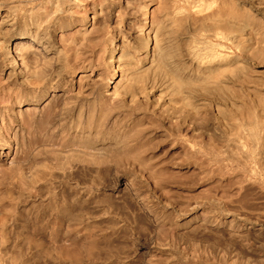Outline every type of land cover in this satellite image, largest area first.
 <instances>
[{
  "label": "rangeland",
  "instance_id": "obj_1",
  "mask_svg": "<svg viewBox=\"0 0 264 264\" xmlns=\"http://www.w3.org/2000/svg\"><path fill=\"white\" fill-rule=\"evenodd\" d=\"M217 8L237 42L208 38L224 61L199 70ZM145 15L168 69L132 63ZM1 20L0 264H264V0H0ZM122 64L138 82L112 99Z\"/></svg>",
  "mask_w": 264,
  "mask_h": 264
},
{
  "label": "bare ground",
  "instance_id": "obj_2",
  "mask_svg": "<svg viewBox=\"0 0 264 264\" xmlns=\"http://www.w3.org/2000/svg\"><path fill=\"white\" fill-rule=\"evenodd\" d=\"M186 6V5H185ZM190 6V5H189ZM171 7V6H170ZM187 7V6H186ZM172 8V7H171ZM176 8V7H175ZM197 8V7H196ZM166 9V8H165ZM176 9H178V8H176ZM187 9H190V8H187ZM194 8H192V10H193ZM198 9V8H197ZM200 9V8H199ZM198 9V10H199ZM218 9V8H217ZM167 10V9H166ZM168 10L169 11H171L170 10V8L168 7ZM180 10V9H179ZM191 10V9H190ZM191 10V14L193 13V12H195L196 13V11L197 10H193L192 11ZM214 9H212L211 11H213ZM168 11V12H169ZM201 10H199V12H200ZM210 11V12H211ZM215 11H216V9H215ZM224 12L223 10H219L218 9V11H217V13L218 12H220V14L222 13V12ZM174 13H173V16L175 17V19H176V17L178 18V16H179V14H181L180 13V11L178 12L177 10L176 11H173ZM182 12H184V10H182ZM199 12H197V13H199ZM205 13L207 12V11H204ZM166 13H167V11H166ZM165 13V14H166ZM171 13V12H170ZM197 13H196V15H197ZM200 13H203L202 11L200 12ZM199 13V14H200ZM204 13V14H205ZM208 13V12H207ZM214 13V16H216V12H213ZM213 13H212V15H211V18H213ZM226 13V15H227V12H225ZM230 12H228V14H229ZM198 14V16H200ZM211 14V13H210ZM220 14L218 13L217 14V16H216V18L217 17H219V20H220ZM231 14V13H230ZM167 15H169L168 13H167ZM167 15L165 16L164 15V17H167ZM202 15V14H201ZM206 15V17H207V14H205ZM205 15H203V16H200V18H202V17H204V18H206L205 17ZM222 15H224V14H222ZM231 15H234L233 17L232 16H230V15H227V16H230V18L231 19H228V20H233V18L235 19L236 17V15L232 12V14ZM144 16V15H143ZM171 16H172V14H171ZM170 16V17H171ZM182 15H180V17H181ZM184 16V15H183ZM191 16V15H190ZM193 16V15H192ZM191 16V17H192ZM209 16V15H208ZM179 17V18H180ZM187 16H185V18H186ZM196 17L197 16H195L194 18L196 19ZM210 17V16H209ZM222 17H224V19L222 18ZM221 17V19H223V21L222 20H220V23H215L214 22V19L212 20V22L214 23L213 24V26H212V24L210 25L209 24V22H211V20H209V22L207 23V24H209L211 27H209V25L206 27V25L205 26H202L204 29H201V30H199L200 32L197 34V36H199L200 37V39H198V40H193L192 42H190L189 41V43H192V44H190V46H189V48H188V56H189V60L193 63V65H195L196 66V68H197V66H198V69L200 70V68L199 67H205L206 65H213V63L214 62H216V63H219V65H220V63H222L223 61H222V59L221 60H217V61H214L213 62V59H211L210 58V53H211V51L213 50V47H215L213 44H211L209 41H208V38H213V39H215V40H221V39H227L228 41H230V42H235V40H237V38L235 37V36H233V35H231V33L230 32H232V27H234L233 25H235V23H233V25H232V23H229L230 21H227V20H225V18H226V16H222ZM173 18V17H172ZM178 18V19H179ZM183 19H184V17H182ZM181 18V19H182ZM188 18H189V16H188ZM199 18V17H198ZM200 18L199 19H196L195 21H197L198 23H201L202 22V19L200 20ZM215 18V19H216ZM228 18V17H227ZM144 19V22H142L143 23V25H142V29L140 30V31H138V32H136V35H139L140 37L141 36H143L144 38H141L143 41H142V43H139V44H141L140 45V49H139V46H138V49H139V53H138V55H136V58L132 61V63H133V65H135L134 67H136V65H138V64H140V63H145V66L147 67H145V68H142V69H145V70H143L144 72L145 71H148V70H146V69H148V68H156V67H153V66H157V65H159V67H160V69H162L163 70V68H161V66H163V64H164V62L166 63V61H165V59H162V54H165V53H163L162 52V47H160V44H159V46H158V44H156V40H154V37H155V33L157 32L156 31V29H154L155 27H157V29L158 28H160V26L158 27V24L157 23H153L154 21L152 20V22L149 20L148 21V19L146 18V15H145V17L143 18ZM152 19V18H151ZM165 19V18H164ZM163 19V20H164ZM167 19V18H166ZM165 19V20H166ZM171 19V18H170ZM178 20V21H180V22H182V23H185L184 22V20ZM190 19H192V18H189V20ZM207 19V18H206ZM209 19V18H208ZM208 19L205 21V20H203V21H205V22H207L208 21ZM218 19V18H217ZM216 19V20H217ZM192 20H194V19H192ZM224 20H225V22H224ZM168 21H169V17H168ZM171 21V20H170ZM176 21V22H175ZM174 22L177 24V19L175 20ZM186 21V20H185ZM194 21V22H195ZM218 21V20H217ZM234 21V20H233ZM157 22V21H156ZM165 22V21H164ZM166 22H167V20H166ZM179 22V23H180ZM188 22V21H187ZM190 22H191V20H190ZM192 22L191 24H195L198 28H200L201 27V25H200V27H199V25H197V23L195 22ZM232 22V21H231ZM5 22H2V20L0 21V30H2L3 28H4V26H5V24H4ZM159 23H161V22H159ZM175 23H173V24H175ZM155 24H157V26H155L154 27V25ZM162 24V23H161ZM160 24V25H161ZM171 25H172V21H171V23H170ZM170 24H168V25H170ZM175 24V25H176ZM186 24V23H185ZM202 24V23H201ZM221 24V25H220ZM179 25V24H178ZM194 25V27H196ZM215 25V26H214ZM37 26V25H36ZM181 26V25H180ZM191 26V25H190ZM183 27V26H182ZM188 27V26H187ZM196 27V28H197ZM205 27H206V30H205ZM192 29H193V26L191 27ZM198 28H197V30L195 31L194 29V32L196 33V32H198ZM37 29V28H36ZM131 29V28H130ZM189 29V28H188ZM237 30H238V28H236ZM133 31L135 30V28L134 29H132ZM192 30V31H193ZM155 31V32H154ZM224 31H226V32H228V31H230L229 32V34H230V36L229 35H223V33H225ZM1 32V31H0ZM193 32V33H194ZM227 34V33H226ZM238 36V35H237ZM141 42V41H140ZM237 42V41H236ZM236 42H235V44H236ZM188 43V44H189ZM20 44V46H18L17 48L18 49H14V48H8L6 51H5V53H4V59H5V61L9 64V65H11V66H15V67H20L21 66V63H20V61H24V60H26L27 59V53L26 52H24V53H22V54H19V48L21 47V43H19ZM35 44H36V46H40V43L39 42H35ZM187 44V45H188ZM234 44V43H233ZM161 46H163V45H161ZM217 46H219L218 44H217ZM221 46V45H220ZM163 47H165V46H163ZM22 48V47H21ZM165 49V48H164ZM163 56H165V55H163ZM187 56V57H188ZM166 57V56H165ZM126 58H127V56H125V55H119L116 59L118 60V59H121V60H126ZM164 58V57H163ZM167 58V57H166ZM162 60H164V62H163V64H162ZM166 60H168V59H166ZM27 61H28V59H27ZM129 63V62H128ZM125 64H126V62H125ZM121 65V68H122V71L120 72V74H119V77H118V79H117V81H115L116 83H115V87H113L112 88V92L111 93H109L108 94V96H109V98H112V99H114L115 97H120L121 95H122V93H121V90H120V92H118L119 93V95L120 96H118V93H117V90L119 91V89H121L122 87H123V84H125V81H127L128 79L130 80V81H133V79L135 80L136 78H133L134 77V75L136 74V73H138V71L139 70H137V68H134V67H132V66H130L129 64L128 65ZM131 64V63H130ZM132 65V64H131ZM161 65V66H160ZM167 65V63L165 64V66ZM215 65V64H214ZM213 65V66H214ZM218 65V64H217ZM139 67V66H138ZM144 67V66H143ZM158 67V68H159ZM207 68H208V66H206ZM212 67V66H211ZM134 68V69H133ZM141 68V67H140ZM166 68H167V66H166ZM210 68V67H209ZM208 68V69H209ZM213 68V67H212ZM153 69H151V70H153ZM157 69V68H156ZM168 69V68H167ZM166 69V70H167ZM207 69V70H208ZM150 70V69H149ZM165 70V69H164ZM206 70V69H205ZM142 71V72H143ZM141 72V71H140ZM169 72H172V71H169ZM169 72L167 73V71L165 72L166 74H164L165 76H166V78L167 77H171V78H169V80H170V82L171 83H168V79H166L167 81H166V83H168V84H171L170 86H171V92H174V95L175 94H180V88H182V87H184L185 85V87H187V85L189 84L188 82H187V84H185V81H184V79H180V77L178 76V74H177V76L175 75V74H173L172 73V75H170L169 74ZM174 73H176V72H174ZM139 76H140V74H138ZM169 75V76H168ZM133 78V79H132ZM139 78V77H138ZM137 78V79H138ZM132 79V80H131ZM136 79V82H138V80ZM141 81V80H140ZM145 81V80H144ZM143 81V82H144ZM187 81V80H186ZM129 83H131V82H129ZM145 83V82H144ZM126 84H127V82H126ZM136 84V83H135ZM138 84H141L140 82L138 83ZM185 84V85H184ZM142 85V84H141ZM140 85V86H141ZM145 85V84H144ZM172 85H173V87H172ZM139 86V88H140V92L142 93V89H144L142 86V89H141V87ZM170 86H168V90H169V87ZM182 86V87H181ZM150 87V86H149ZM146 88H148V87H146ZM152 88V87H151ZM150 88V89H151ZM167 88V87H166ZM174 88V89H173ZM149 89V90H150ZM188 89H189V87H188ZM188 89H185V90H188ZM145 90V89H144ZM167 90V89H166ZM167 90V91H168ZM174 90V91H173ZM166 91V92H167ZM190 91V90H189ZM150 92V91H149ZM179 92V93H178ZM121 93V94H120ZM187 93V92H186ZM185 93V94H186ZM143 94V93H142ZM171 94H173V93H171ZM166 95V94H165ZM164 95V96H165ZM170 96V94H167V96ZM160 96V94L158 95V97ZM163 95H161V97H162ZM167 96H166V98H167ZM157 97V98H158ZM156 98V100H157V102H158V99ZM160 100L162 99V98H159ZM163 100H165V99H163ZM169 99L167 98V100H166V104H168V103H170L169 101H168ZM165 102V101H164ZM158 105V104H157ZM162 105V104H161ZM160 105V106H161ZM165 105V104H164ZM163 105V106H164ZM169 105V104H168ZM168 105H167V107H163L164 108V111L163 112H166V110L165 109H167L168 108ZM171 105V104H170ZM169 105V106H170ZM166 106V105H165ZM173 105H171L169 108H168V110H169V112H168V117L169 118H178V116L181 114V112H180V114H178L179 112H175V110H177V109H179V107L177 108V109H175L174 107H175V105H174V107L173 108H171ZM182 107H181V105H180V109L179 110H183V109H181ZM175 109V110H174ZM162 110V109H161ZM184 111V110H183ZM185 112V111H184ZM165 114V113H164ZM182 115V114H181ZM165 116V115H164ZM166 116V117H167ZM191 117V116H190ZM193 117V116H192ZM196 117V116H195ZM187 119V118H186ZM198 119V118H197ZM175 120V119H174ZM188 120V119H187ZM199 121V120H198ZM189 122L192 124L193 122L194 123H198V122H196V119L194 118H191L190 120H189ZM188 123V122H187ZM230 139V138H229ZM232 141H233V139H231ZM238 141V140H237ZM235 144H236V146H237V148L240 146H238V144H237V142H235V141H233ZM238 143H239V141H238ZM226 144L228 145V143L226 142ZM114 145V144H113ZM232 146H234V145H232ZM235 146V147H236ZM108 147V146H107ZM111 147H113V146H111ZM116 147V146H115ZM240 148H242V147H240ZM239 149V148H238Z\"/></svg>",
  "mask_w": 264,
  "mask_h": 264
}]
</instances>
